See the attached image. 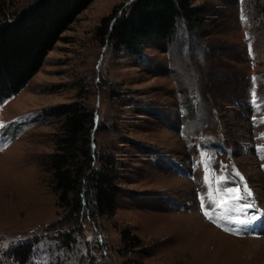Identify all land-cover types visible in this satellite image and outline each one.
<instances>
[{
	"label": "rangeland",
	"instance_id": "rangeland-1",
	"mask_svg": "<svg viewBox=\"0 0 264 264\" xmlns=\"http://www.w3.org/2000/svg\"><path fill=\"white\" fill-rule=\"evenodd\" d=\"M133 1L93 0L28 84L0 100V264H264V219L228 223L207 199L217 187L244 194L246 183L253 195L240 203L264 214V25L244 0H190L208 10L199 30L181 25L174 41L133 57L96 33ZM77 99L94 113L97 161L113 158L122 194L113 214L74 225L40 159L61 133L49 110ZM125 232L140 245L128 247ZM28 243L22 263L15 250Z\"/></svg>",
	"mask_w": 264,
	"mask_h": 264
},
{
	"label": "trees",
	"instance_id": "trees-1",
	"mask_svg": "<svg viewBox=\"0 0 264 264\" xmlns=\"http://www.w3.org/2000/svg\"><path fill=\"white\" fill-rule=\"evenodd\" d=\"M92 1L31 0L18 9L14 0H0V100L18 94L28 84L62 34ZM244 2L258 27L264 25V0ZM208 15L207 8L193 6L190 0H134L125 13L104 17L96 33L115 50L123 49L130 56L142 58L144 45L174 41L181 25L193 33ZM188 106L193 109L190 103ZM49 115L63 119L61 133L57 135L56 150L44 154L40 162L54 177V189L59 193L66 220L78 225L83 215L97 222L102 216L113 214L122 188L116 182L113 158L104 154L97 161L92 109L83 99H77L52 107ZM126 233L128 247H138L139 238ZM65 242L69 244L67 239ZM32 253L31 243L15 250L22 263Z\"/></svg>",
	"mask_w": 264,
	"mask_h": 264
},
{
	"label": "snow or ice",
	"instance_id": "snow-or-ice-1",
	"mask_svg": "<svg viewBox=\"0 0 264 264\" xmlns=\"http://www.w3.org/2000/svg\"><path fill=\"white\" fill-rule=\"evenodd\" d=\"M255 77L253 78V81H255ZM252 102H255V92L252 93ZM264 152V150H261ZM262 158H264V155H262ZM200 163H203V160L200 161ZM223 168V166H222ZM235 175L240 178L241 181H243V177L240 175V173L237 171L235 172ZM230 179V178H229ZM224 178L221 177L217 183L221 184L223 183ZM204 182L206 186L211 187L209 183V177L205 175ZM232 184L235 185V181H232ZM245 192L244 194H241L240 187L239 186H229L224 187L221 189V187H217L216 191L219 194V199L212 194L211 191L207 193V199L209 200V207L210 208H219L223 211L221 212L220 219L226 220L228 223L240 225L242 227L254 225L256 222L261 221L264 219V214L259 213L258 211H253L251 214L248 213L249 209L253 208V203H240L241 201H247L249 198L252 197V192L248 188L247 184H244ZM200 207L203 211V215L215 223L214 214L208 209H205L204 200L205 196H200ZM224 231H230L227 227L223 228ZM236 234L241 233V228H236L234 230Z\"/></svg>",
	"mask_w": 264,
	"mask_h": 264
},
{
	"label": "bare ground",
	"instance_id": "bare-ground-1",
	"mask_svg": "<svg viewBox=\"0 0 264 264\" xmlns=\"http://www.w3.org/2000/svg\"><path fill=\"white\" fill-rule=\"evenodd\" d=\"M192 219V218H191ZM193 219H195L194 217H193ZM193 219H192V221H193ZM197 219V218H196ZM202 221V220H201ZM203 222V221H202ZM199 222H197V224H198ZM204 223V222H203ZM189 225V224H188ZM197 226V225H196ZM214 230V232L215 233H219L222 237H227V238H230V239H233V237H228V235L226 236L225 234H222V232H220V231H218V230H215V229H213ZM233 236V235H232ZM238 238V237H237ZM245 239H246V237H244ZM234 239H236V238H234ZM202 240V239H201ZM227 240V239H226ZM252 240V239H251Z\"/></svg>",
	"mask_w": 264,
	"mask_h": 264
}]
</instances>
